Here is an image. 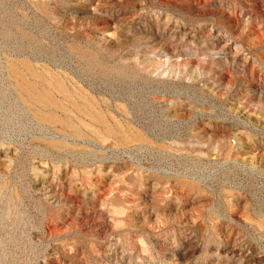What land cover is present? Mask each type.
Masks as SVG:
<instances>
[{"label": "rangeland", "instance_id": "obj_1", "mask_svg": "<svg viewBox=\"0 0 264 264\" xmlns=\"http://www.w3.org/2000/svg\"><path fill=\"white\" fill-rule=\"evenodd\" d=\"M0 264H264V0H0Z\"/></svg>", "mask_w": 264, "mask_h": 264}]
</instances>
